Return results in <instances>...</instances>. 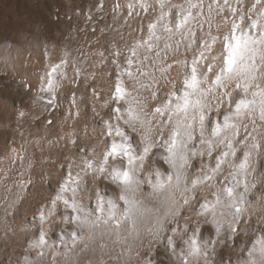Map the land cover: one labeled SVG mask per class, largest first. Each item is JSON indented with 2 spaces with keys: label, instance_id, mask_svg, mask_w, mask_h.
Segmentation results:
<instances>
[{
  "label": "snow or ice",
  "instance_id": "6c2138e0",
  "mask_svg": "<svg viewBox=\"0 0 264 264\" xmlns=\"http://www.w3.org/2000/svg\"><path fill=\"white\" fill-rule=\"evenodd\" d=\"M127 8L128 17L155 15L149 19L146 37L126 45L129 55L124 65L117 45H111L115 78L102 105L107 109L111 104L108 118L101 117L102 149L86 151L74 162L75 169L70 163L54 194L37 208L34 226L38 233L27 242L22 264H59V255L88 251L98 237L99 247L104 249L105 236L126 243L128 237L135 241L146 234L159 242L165 233H171L165 237L169 246L178 238L186 246L176 264H211V252L221 242L225 226L235 234L239 221L250 211L246 207L250 186L245 177L264 159V0H184L178 4L130 0ZM201 32L205 34L200 36ZM169 53L173 57L170 62ZM68 56L65 52L64 58L45 72L41 91L49 94L48 104L53 102L61 78H66ZM146 62L154 66L152 71L145 69ZM172 72L177 73L175 80L169 79ZM125 78L133 82L132 90ZM160 80L171 85L167 100L146 104L141 92L148 91L151 99L157 100ZM93 95L100 99L95 89ZM213 112L223 119L209 132ZM26 158V153H17L21 164ZM195 160L200 162V175L189 180L188 170ZM156 161L167 165V170L150 167ZM141 173H145L143 180ZM221 175L225 183L217 186ZM88 178L97 187L105 182L115 188L107 198L97 192L95 214L86 210L81 199ZM145 184L150 189L147 193ZM19 186L23 188V184ZM199 190H208L213 199L204 197L195 212V227L190 229V218L181 217V213L192 208ZM178 217L185 221L183 227ZM57 221L65 226L61 229L65 234L63 253L46 239L48 227ZM202 223L215 234L205 245L197 240ZM131 251L129 246V254ZM245 264H264V235L255 240Z\"/></svg>",
  "mask_w": 264,
  "mask_h": 264
},
{
  "label": "rangeland",
  "instance_id": "374dc122",
  "mask_svg": "<svg viewBox=\"0 0 264 264\" xmlns=\"http://www.w3.org/2000/svg\"><path fill=\"white\" fill-rule=\"evenodd\" d=\"M129 2L0 0V264H22L27 242L38 233V227L34 226L37 208L46 204L54 194L57 182L70 163L75 169L74 162H79L86 151L94 148L100 152L102 149L104 126L101 117L108 118L111 104L107 109L102 105L108 100L115 78L111 45H117L121 52L120 62L124 65V58L129 55L126 45L146 37L149 19L155 15L128 17ZM183 2L171 0V3ZM117 3L120 8L116 7ZM204 34L199 33L200 36ZM180 51L182 59L183 48ZM65 52L69 53L65 69L67 75L61 78V85L52 94L53 102L48 104L49 94L41 91L45 72L50 64L59 63ZM172 59L169 53L168 61ZM144 67L152 71L154 66L146 62ZM78 69L80 74L76 75ZM156 76L159 78V71H156ZM176 76L177 73L172 72L169 79L175 80ZM125 81L132 90L133 82L127 78ZM170 88V84L160 80L157 100H152L148 91H142L141 95L146 104H159L167 100ZM176 88H180L178 80ZM93 89L99 93V100L93 95ZM180 94L177 91V95ZM93 108L100 113L99 116ZM222 119V116L211 113L208 131L217 122L222 123ZM72 140L76 143L73 144ZM133 143L138 146L135 136ZM17 153H26L23 164L17 159ZM150 167L167 170V165L159 161ZM199 167V160L193 161L188 170L189 180L197 179ZM223 175L217 178V186L225 183ZM144 177L145 173H141L140 178L143 180ZM245 183L250 186L246 194V207L250 211L239 221L235 234H230L225 226L221 242L211 252V264H241V258L245 264L255 240L264 235V223H261L264 218V200L261 199L264 194V159L254 164L245 177ZM114 191V186L100 182L97 187V183L88 178L86 187L82 186V203L86 210L95 214L97 192L107 198ZM144 191H150L147 184ZM205 196L213 199L208 190H199L192 208H185L181 213V217L190 218V229L195 227V212L200 209ZM178 219L183 227L185 221ZM64 227L57 221L48 227L46 237L48 244L60 249L61 253L65 250L61 243L65 235L61 229ZM168 235L171 233L162 234L159 242L146 234L141 240L134 241L128 237L126 243L117 242L115 236H105L103 243L107 247L104 249L99 247L98 237L95 246L88 251L59 255V264H144L145 260H151L152 264H176L186 246L180 238L169 246L165 238ZM214 238V229L202 223L197 234L199 244L205 245ZM129 246L132 247L130 254Z\"/></svg>",
  "mask_w": 264,
  "mask_h": 264
},
{
  "label": "clouds",
  "instance_id": "9594fccd",
  "mask_svg": "<svg viewBox=\"0 0 264 264\" xmlns=\"http://www.w3.org/2000/svg\"><path fill=\"white\" fill-rule=\"evenodd\" d=\"M241 264H244L243 259L241 258Z\"/></svg>",
  "mask_w": 264,
  "mask_h": 264
},
{
  "label": "bare ground",
  "instance_id": "6f19581e",
  "mask_svg": "<svg viewBox=\"0 0 264 264\" xmlns=\"http://www.w3.org/2000/svg\"><path fill=\"white\" fill-rule=\"evenodd\" d=\"M6 63V62H5ZM13 65V64H12ZM196 169V168H195ZM196 179V178H195ZM193 180V179H192Z\"/></svg>",
  "mask_w": 264,
  "mask_h": 264
}]
</instances>
